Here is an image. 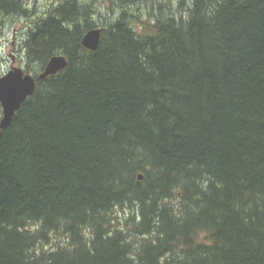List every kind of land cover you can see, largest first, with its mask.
<instances>
[{"label":"trees","instance_id":"obj_1","mask_svg":"<svg viewBox=\"0 0 264 264\" xmlns=\"http://www.w3.org/2000/svg\"><path fill=\"white\" fill-rule=\"evenodd\" d=\"M90 1L26 28L36 87L0 141V264H264V0H167L147 22L125 9L146 0H103L121 11L100 24Z\"/></svg>","mask_w":264,"mask_h":264},{"label":"rangeland","instance_id":"obj_2","mask_svg":"<svg viewBox=\"0 0 264 264\" xmlns=\"http://www.w3.org/2000/svg\"><path fill=\"white\" fill-rule=\"evenodd\" d=\"M28 10L32 15L29 17H20V16H8L1 17V26H0V76L3 75L8 67L11 64V59L9 57V52L13 53L17 63L15 66L22 68L23 70L26 67V62L23 59L22 42L24 37L26 36L28 26L30 22L34 21L36 17H45V13L50 9H53L59 3V0H25ZM75 1V0H74ZM80 3H88L90 0H77ZM167 0H146L142 3H138L137 5H129L125 9L128 11L134 12L136 18L139 19L140 22H147L146 20L153 18L157 13H162L164 16L169 13V8L162 7L160 9L159 6H163ZM171 1V0H170ZM173 1V0H172ZM170 4L171 11L174 12V8L176 7V1ZM91 3V1H90ZM108 1L97 0L94 5H92L95 10V14L92 15L91 19L95 21V23L100 24L101 21H104L105 16L107 18L113 19L118 14V11H121L118 4H112ZM137 8V9H136ZM137 11H136V10ZM28 28V29H26ZM12 42H14V47L12 46ZM15 49V51H14ZM33 69L30 66V71ZM32 74V73H31Z\"/></svg>","mask_w":264,"mask_h":264},{"label":"water","instance_id":"obj_3","mask_svg":"<svg viewBox=\"0 0 264 264\" xmlns=\"http://www.w3.org/2000/svg\"><path fill=\"white\" fill-rule=\"evenodd\" d=\"M100 34V28L88 30L81 39V45L90 51H95L99 44ZM66 66L65 56L53 55L38 74L37 79L44 80L62 71ZM35 87V78L31 74L24 73L20 67L12 66L10 70L0 76V141L3 131L10 126L15 113L24 101L34 93ZM138 179H141V175L138 176Z\"/></svg>","mask_w":264,"mask_h":264},{"label":"flooded vegetation","instance_id":"obj_4","mask_svg":"<svg viewBox=\"0 0 264 264\" xmlns=\"http://www.w3.org/2000/svg\"><path fill=\"white\" fill-rule=\"evenodd\" d=\"M12 46L14 47V42H12ZM14 51H15V49H14ZM8 55H9V57H10V59H11V64H9V67H8L7 70H9V69L12 67V65L15 66V63H17L16 58H15V56H14L13 53H10V52H9Z\"/></svg>","mask_w":264,"mask_h":264},{"label":"bare ground","instance_id":"obj_5","mask_svg":"<svg viewBox=\"0 0 264 264\" xmlns=\"http://www.w3.org/2000/svg\"><path fill=\"white\" fill-rule=\"evenodd\" d=\"M170 8V7H169ZM30 68V67H29Z\"/></svg>","mask_w":264,"mask_h":264}]
</instances>
